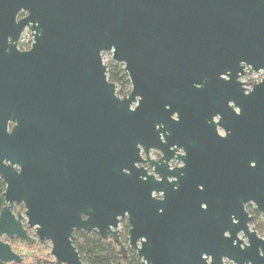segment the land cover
<instances>
[{
  "label": "water",
  "instance_id": "1",
  "mask_svg": "<svg viewBox=\"0 0 264 264\" xmlns=\"http://www.w3.org/2000/svg\"><path fill=\"white\" fill-rule=\"evenodd\" d=\"M25 28L32 45L20 51ZM104 54L123 66L128 96ZM246 68L263 73L247 94ZM215 114L225 138L204 125ZM139 148L150 174L135 167ZM254 174L264 188V0H0V264L23 263L2 238L30 246L27 229L56 264H83L75 232L125 255L124 218L141 264H264V240L251 234L240 250L223 237L230 213L245 216L239 180Z\"/></svg>",
  "mask_w": 264,
  "mask_h": 264
},
{
  "label": "flooded vegetation",
  "instance_id": "2",
  "mask_svg": "<svg viewBox=\"0 0 264 264\" xmlns=\"http://www.w3.org/2000/svg\"><path fill=\"white\" fill-rule=\"evenodd\" d=\"M25 16H26V14L24 12H22V11L19 12L17 14L16 21L18 22L20 19H23ZM25 31H28L31 35V32L28 30V28H25L24 32ZM23 33H22V35H23ZM31 37H32V35H31ZM19 41L17 42V48H18ZM249 72H251V71L248 68H246L244 70L243 76H241L238 80L240 83L243 84V88L245 89V94L249 93L253 89V87L258 84V82H256V83H252V84L247 85L246 83L242 82V79ZM252 73L258 74L259 72L258 73L252 72ZM221 78L225 79L224 77H221ZM130 90H131V87H130ZM229 107H231L233 109V112L236 115L239 114V110L237 108H234L231 102L229 103ZM177 121H178V118H177V115L175 114V122H177ZM220 121H221L220 115L215 114L214 116L211 117L210 120H206L204 125L206 127L213 126L215 132L217 133V136L220 138H225L227 136V133L225 132V130L223 129L221 124H219ZM139 155H140V158L143 161V163H140V164L137 163V164H135V167L137 169L142 168V169L146 170L149 174L152 173L154 170V167H152L150 163L146 162L147 157L144 154L142 149H140ZM183 156H185V153L183 152V150L180 149L177 145H175V156L173 158H171V160L169 161V169L170 170L175 169L176 174H178V172H179L178 170H180L181 168L184 167V163L180 159V157H183ZM148 158L150 159L151 162L158 163L160 161V159L162 158V154L158 150L151 149V150H149ZM252 165H254V164H252ZM254 178L255 179H253L252 181H249L248 179H241V180H239V185H237L238 194L240 195L239 199L242 203L243 213H245V216L240 215V214H233V213H230V215H229V219L231 222L230 226L234 229V231H233L234 233H232V235H231V233L228 230H226L223 234V237L225 239H228L227 240L228 242L231 241L230 247L232 249L237 247L240 250H243L245 246H249L250 240L253 238L254 235L257 239L264 240V188H261L263 183H261L259 176L257 174H254ZM141 179H142V177H141ZM143 180H145V178H143ZM177 182H178V179L175 177V184ZM178 188H179V186H178V184H176L175 189H178ZM249 189L252 190V193L256 199L249 198V196H248L249 191L247 192V190H249ZM244 196H247V200H244L245 199ZM153 197L157 198V199L161 198L160 195H153ZM22 208H23V206H22ZM220 209L234 211L236 209V205H234V204L223 205L220 207ZM245 219H247L246 223H244ZM121 221H124L126 223L125 225L127 226V243L126 244L122 243L127 249L125 255H127V253H129V252H135V254L137 256V252L135 250H133L132 248L128 247V231L130 229L128 219L124 218V219L120 220V224H122ZM244 225H246L247 231L244 230V228H243ZM123 228H124V226H123ZM235 230H236V233H235ZM119 233L120 232H118V234ZM251 234H253V236ZM233 237H235V238L233 239ZM258 254H259V256H262V252L260 251V249H258ZM137 258H138V256H137ZM139 261L141 264L140 259H139ZM207 263H210V259L207 261ZM222 264H235V263L232 262L231 260H229L228 258L223 257L222 258Z\"/></svg>",
  "mask_w": 264,
  "mask_h": 264
},
{
  "label": "trees",
  "instance_id": "3",
  "mask_svg": "<svg viewBox=\"0 0 264 264\" xmlns=\"http://www.w3.org/2000/svg\"><path fill=\"white\" fill-rule=\"evenodd\" d=\"M107 67L108 81L115 84L117 96L123 98L130 92V83L122 65L109 60L105 64ZM5 185L0 179V212L5 206L3 194ZM124 228L119 233L122 243H127V226L121 221ZM73 245L81 257L83 264H140L135 252L123 255L119 245L112 238L102 239L96 232L85 233L75 232L73 235ZM37 264H56L54 260L38 261Z\"/></svg>",
  "mask_w": 264,
  "mask_h": 264
},
{
  "label": "rangeland",
  "instance_id": "4",
  "mask_svg": "<svg viewBox=\"0 0 264 264\" xmlns=\"http://www.w3.org/2000/svg\"><path fill=\"white\" fill-rule=\"evenodd\" d=\"M32 45V37L28 31H25L23 35L21 36V39L18 43V49L20 51H28ZM111 58L110 54H104L102 56L104 64L108 63ZM263 73L259 72L258 74H254L252 72H249L243 79L242 82L248 84L260 82L262 79ZM117 94V89H116ZM24 208L21 206H15V209L13 211L14 214L20 213L21 215H24ZM23 225L26 228V220L23 221ZM27 229V228H26ZM123 225L120 224L118 228V232H122ZM29 237L35 239V242L28 246L25 244V242L13 239L8 240L7 238L3 237L2 241L9 244L12 248V250L18 254L22 259V264H37L38 261H44V260H50L53 258L50 256L51 252V245L49 242L46 241H38L34 234V229H27Z\"/></svg>",
  "mask_w": 264,
  "mask_h": 264
},
{
  "label": "built area",
  "instance_id": "5",
  "mask_svg": "<svg viewBox=\"0 0 264 264\" xmlns=\"http://www.w3.org/2000/svg\"><path fill=\"white\" fill-rule=\"evenodd\" d=\"M111 55V54H110ZM110 60H112L111 58H110ZM104 63V62H103Z\"/></svg>",
  "mask_w": 264,
  "mask_h": 264
}]
</instances>
